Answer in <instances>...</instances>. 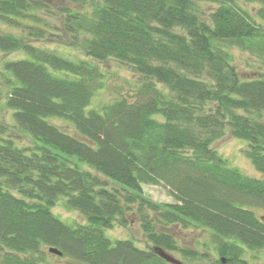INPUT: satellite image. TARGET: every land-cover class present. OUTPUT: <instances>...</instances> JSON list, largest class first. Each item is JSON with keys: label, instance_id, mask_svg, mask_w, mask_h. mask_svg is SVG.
Here are the masks:
<instances>
[{"label": "trees", "instance_id": "1", "mask_svg": "<svg viewBox=\"0 0 264 264\" xmlns=\"http://www.w3.org/2000/svg\"><path fill=\"white\" fill-rule=\"evenodd\" d=\"M48 1L0 0V52L24 55L0 63V113L11 118L0 124V264H54V256L65 264H168L156 248L184 264L202 261L177 245L169 231L177 226L210 232L218 258L209 264H247V250L264 252V72L242 79L231 53H250L264 71V0ZM255 3L253 15L245 6ZM38 40L114 59L142 82L132 101L88 108L98 68ZM226 129L246 142L259 178L212 148ZM143 184L163 186L173 201L147 198ZM60 198L84 224L53 213ZM131 212L141 217L145 249L104 234L115 222L127 225Z\"/></svg>", "mask_w": 264, "mask_h": 264}, {"label": "rangeland", "instance_id": "2", "mask_svg": "<svg viewBox=\"0 0 264 264\" xmlns=\"http://www.w3.org/2000/svg\"><path fill=\"white\" fill-rule=\"evenodd\" d=\"M47 4L49 7H59L63 4H67L68 6L71 5L68 4L67 0H51L48 1ZM73 7H75V5H73ZM245 7L254 15V12L258 9V4H250ZM46 18L51 22H56L57 24L59 22L58 19L54 20L49 14H47ZM0 28L5 30L3 26ZM18 30L19 29L15 30L16 33H18ZM32 43L40 48L56 52L58 55L63 57L68 56L88 60L91 64L98 68L101 75L98 77L97 81L93 82L94 86H96V91L88 108L99 109L101 106L122 97L132 101L136 88L142 82V77L139 74L135 73L128 65L122 64L114 59H108L102 62L95 61L85 57L76 47L58 44L51 42L50 40H38L33 41ZM231 53L234 59V66L242 79L257 78L259 73L264 72L263 69L259 67V61L250 53L242 51L238 48L231 49ZM23 56L24 55L21 52L13 54H4L0 52V63L4 58L14 59L21 58ZM160 88L165 90L162 86H160ZM262 119L264 120V113L262 114ZM51 120L62 126L64 130L72 132L71 125H69L66 121L62 119ZM6 122L8 124L11 123L10 114L9 112H1L0 124ZM21 136L22 143L28 145L31 142L28 137L23 135ZM211 146L227 161L229 167L236 168L248 177H260V174L254 169L245 153V150L247 149L246 142L233 138L228 129H226L222 136L215 140ZM142 190L144 196L155 202L170 203L173 201L167 189L161 185L143 184ZM52 211L63 222L69 225L85 223L83 216L78 211L70 209L66 206L64 198H60L57 201L56 205L52 208ZM257 213L258 215H263L262 210H257ZM148 216L150 218L152 217L151 219L155 218L152 213L148 214ZM126 219L128 220L127 225L122 226L115 222L110 229L104 231V234L111 240H129L137 247L145 249L148 242L142 230L141 217L134 212H131L126 215ZM153 227L156 231H161L162 229L158 227L155 222H153ZM169 231L176 238V242L179 247L188 250L190 249L192 251L196 250L199 254H201L202 261L188 262V264H209L214 259L218 258L214 249V240L209 231L202 228L192 227L189 229H181L178 226L172 229L170 228ZM166 252L183 263V260L178 253L169 251ZM203 255H206V257H203ZM48 259L54 264H65L64 259L61 260L56 256L48 257ZM244 260L247 264H264V252L261 250H247L244 254Z\"/></svg>", "mask_w": 264, "mask_h": 264}, {"label": "water", "instance_id": "3", "mask_svg": "<svg viewBox=\"0 0 264 264\" xmlns=\"http://www.w3.org/2000/svg\"><path fill=\"white\" fill-rule=\"evenodd\" d=\"M48 252L55 254L57 256H61V252H59L56 248H49ZM156 254L161 258L163 261H165L168 264H182L179 260L172 257L170 254L165 252L164 250L160 248L155 249Z\"/></svg>", "mask_w": 264, "mask_h": 264}]
</instances>
